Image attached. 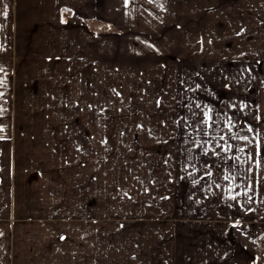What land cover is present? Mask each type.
Returning <instances> with one entry per match:
<instances>
[{
	"label": "crops",
	"instance_id": "1",
	"mask_svg": "<svg viewBox=\"0 0 264 264\" xmlns=\"http://www.w3.org/2000/svg\"><path fill=\"white\" fill-rule=\"evenodd\" d=\"M178 16L176 0H0V264H250V246L264 264V191L250 229V165L203 154L243 144L237 127L171 132L168 143L199 147L182 170L156 160L132 182L111 170L125 167L107 157L122 124L107 120L149 117L131 108L142 87L164 69L175 79ZM125 193L152 194L151 238L112 240Z\"/></svg>",
	"mask_w": 264,
	"mask_h": 264
},
{
	"label": "rangeland",
	"instance_id": "2",
	"mask_svg": "<svg viewBox=\"0 0 264 264\" xmlns=\"http://www.w3.org/2000/svg\"><path fill=\"white\" fill-rule=\"evenodd\" d=\"M177 10L176 54L168 59L175 68L172 67L173 74L168 73L175 79L169 76L167 80L164 69L158 73L159 83L142 87L145 102L131 108L151 111L149 117L107 120L112 127L122 124L121 134L111 136L116 148H112L107 157L113 162L124 161L125 167L114 166L111 170H124L126 178L122 181L125 182H132L139 170L145 173L154 169L151 164L156 160L175 161L176 165H182L179 168L182 170L187 168L183 160L196 158L194 153L199 147L196 144L190 151L185 144L168 143L171 132L208 125L227 132L232 126L237 127L239 134L234 137L247 136L248 141L232 144L233 151L222 150L221 157L211 146H205L204 149L210 151L203 154L208 158H239L250 165L252 229L254 224L260 223L254 216L253 197L264 191V167H257L254 162L258 159L255 156L258 145H264V0H176ZM144 72V78H157L151 77L149 71ZM128 89L139 91V87ZM156 110L164 117H151ZM250 127L254 131L250 132ZM177 128L180 130L176 131ZM223 136L229 139L230 134L223 133ZM183 139L181 135V142ZM221 145L226 148L229 144ZM240 148H244L243 153ZM107 153L96 150L95 156L103 159ZM147 195L152 194H121L120 199H115L123 210L120 214L112 209L109 223L114 227L108 231L112 240L135 233L143 239L151 238V225L157 221V214L149 207L151 199H146ZM101 200H96V204L102 206ZM133 223H140L142 227L135 231L131 228ZM119 225L124 228L117 227ZM254 263L255 255L250 246V264Z\"/></svg>",
	"mask_w": 264,
	"mask_h": 264
},
{
	"label": "snow or ice",
	"instance_id": "3",
	"mask_svg": "<svg viewBox=\"0 0 264 264\" xmlns=\"http://www.w3.org/2000/svg\"><path fill=\"white\" fill-rule=\"evenodd\" d=\"M6 14V13H5ZM229 124H231V122H229ZM249 131L250 132H252V131H254V129H252L251 127L249 128ZM241 140H244V141H248V137L247 136H240L239 137ZM220 139L221 140H224L225 139V137L224 136H221L220 137ZM232 145H227V147L226 148H224L223 150L224 151H230L231 149H232ZM239 151L241 152V153H243L244 152V148H240L239 149ZM255 156L256 157H258V159H255L254 160V162H255V164H256V166L257 167H264V145H258V150H257V152L255 153ZM211 173H209V175H210ZM225 179L227 180V179H229V177H225ZM126 195H127V193H125ZM239 194V193H238ZM237 194V195H238ZM232 199H235V197H231Z\"/></svg>",
	"mask_w": 264,
	"mask_h": 264
}]
</instances>
